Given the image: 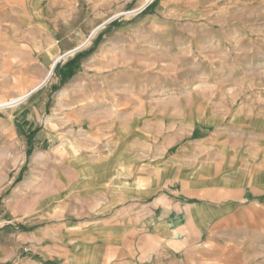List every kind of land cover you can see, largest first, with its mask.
I'll return each mask as SVG.
<instances>
[{
  "label": "crops",
  "instance_id": "1",
  "mask_svg": "<svg viewBox=\"0 0 264 264\" xmlns=\"http://www.w3.org/2000/svg\"><path fill=\"white\" fill-rule=\"evenodd\" d=\"M133 43L104 48L124 52V78H104L86 153L32 208H13L17 192L0 202V264H264V97L232 80L207 97L216 86L192 67L206 50Z\"/></svg>",
  "mask_w": 264,
  "mask_h": 264
},
{
  "label": "rangeland",
  "instance_id": "2",
  "mask_svg": "<svg viewBox=\"0 0 264 264\" xmlns=\"http://www.w3.org/2000/svg\"><path fill=\"white\" fill-rule=\"evenodd\" d=\"M145 1L0 0V202L17 192L13 208H32L48 176L86 153L90 118L104 117L111 97L104 78H124L117 71L124 52L108 55L104 48H124V37L133 45L152 41L206 50L205 61L192 67L216 86L204 92L207 97L221 93L228 80L239 84L242 95L264 97V0ZM87 51L63 80L67 63ZM104 53L112 64L107 68L95 64ZM138 83L130 79L134 94L141 91Z\"/></svg>",
  "mask_w": 264,
  "mask_h": 264
},
{
  "label": "trees",
  "instance_id": "3",
  "mask_svg": "<svg viewBox=\"0 0 264 264\" xmlns=\"http://www.w3.org/2000/svg\"><path fill=\"white\" fill-rule=\"evenodd\" d=\"M156 1H154L152 4H150V6L148 7V8H150V7H152L153 5H154V3H155ZM119 25V23L118 22H113V23H111L110 24V26H118ZM88 51L87 52H82V53H79V54H77L71 61H69L68 63H67V72L66 73H64V75H63V80H66L67 78H70L71 76H72V74H73V69L74 68H76L77 66H78V63H79V61L83 58V57H85L86 55H88Z\"/></svg>",
  "mask_w": 264,
  "mask_h": 264
},
{
  "label": "bare ground",
  "instance_id": "4",
  "mask_svg": "<svg viewBox=\"0 0 264 264\" xmlns=\"http://www.w3.org/2000/svg\"><path fill=\"white\" fill-rule=\"evenodd\" d=\"M150 1H151V0H146L145 2L148 3V2H150ZM49 75H50V72H49L48 76H49Z\"/></svg>",
  "mask_w": 264,
  "mask_h": 264
},
{
  "label": "water",
  "instance_id": "5",
  "mask_svg": "<svg viewBox=\"0 0 264 264\" xmlns=\"http://www.w3.org/2000/svg\"><path fill=\"white\" fill-rule=\"evenodd\" d=\"M146 5H147V4H146ZM146 5H145V6H146ZM145 6L141 7V9L145 8ZM139 11H140V10H138V12H139Z\"/></svg>",
  "mask_w": 264,
  "mask_h": 264
}]
</instances>
